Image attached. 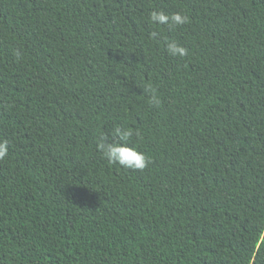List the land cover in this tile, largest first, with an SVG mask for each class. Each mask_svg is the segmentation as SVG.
Wrapping results in <instances>:
<instances>
[{
    "label": "trees",
    "instance_id": "obj_1",
    "mask_svg": "<svg viewBox=\"0 0 264 264\" xmlns=\"http://www.w3.org/2000/svg\"><path fill=\"white\" fill-rule=\"evenodd\" d=\"M0 141V264H264V0H0Z\"/></svg>",
    "mask_w": 264,
    "mask_h": 264
},
{
    "label": "clouds",
    "instance_id": "obj_2",
    "mask_svg": "<svg viewBox=\"0 0 264 264\" xmlns=\"http://www.w3.org/2000/svg\"><path fill=\"white\" fill-rule=\"evenodd\" d=\"M149 21L156 25H182L188 22V17L180 13L166 15L164 12H151L148 17ZM167 51L172 56L183 57L187 55V49L176 42H168ZM150 103L158 104L159 101L153 94ZM134 135L131 130L121 126H115L110 134H101L96 143V149L101 157L109 165L119 166L126 170L143 171L151 160L142 151L133 145L129 146L128 141ZM138 135V133H136ZM8 155V142L0 141V160ZM264 238V237H262Z\"/></svg>",
    "mask_w": 264,
    "mask_h": 264
}]
</instances>
